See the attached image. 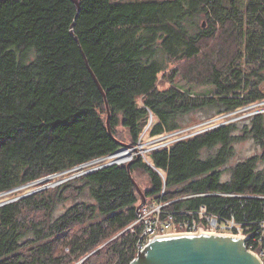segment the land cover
Masks as SVG:
<instances>
[{"label": "trees", "instance_id": "16d2710c", "mask_svg": "<svg viewBox=\"0 0 264 264\" xmlns=\"http://www.w3.org/2000/svg\"><path fill=\"white\" fill-rule=\"evenodd\" d=\"M78 1L79 10L73 0H0V193L135 146L144 131L190 126L197 109L216 108L212 117L264 100V0ZM195 85L212 94L197 96ZM247 119L244 131L264 145L258 112L130 169L114 163L1 203L0 264H130L143 232L132 225L138 173L145 199L169 202L177 221L234 217L264 262V150L222 179Z\"/></svg>", "mask_w": 264, "mask_h": 264}, {"label": "rangeland", "instance_id": "374dc122", "mask_svg": "<svg viewBox=\"0 0 264 264\" xmlns=\"http://www.w3.org/2000/svg\"><path fill=\"white\" fill-rule=\"evenodd\" d=\"M113 1H120L121 2V1H134V0H113ZM205 20H206L205 17H202L200 19V22H205ZM177 65H178L177 62L172 63L170 65L167 73L169 74L172 71V69L175 68V66L177 67ZM182 65H184V64H180L179 67H182ZM175 81L177 83L183 84L185 87H187L186 85H188L186 83V80L180 74L177 75ZM168 85H169V83L166 82V80L165 81L162 80L160 87L166 88ZM193 87H194L193 92L197 96H206V95L212 94L211 92L209 93V90H208L210 88L209 85H195ZM212 92H213V94L215 93V91H212ZM241 107L234 109V110H231L230 113H228V112L221 113V114H218V115L212 116V117H210V116L214 115V113L217 110L216 108H212V107L200 108V109H197L196 111L188 113L186 115V118L192 119L191 123H194V122L195 123L190 125V126L185 127V129L187 130V134H190V135H188L187 138L192 137L196 134H199V133L207 131V130H212L216 127H219L222 124H225L226 122L225 123L221 122L222 119H226L228 117H232V118L236 117L235 120H237L238 118H242V117L244 118V117H247L249 115L251 116L252 114H255L258 112H264V100L247 103ZM232 112H235V113H232ZM249 121L250 120L247 119L246 121L239 122L238 127H237L236 131L234 132V136H235V140L233 143L234 155L229 160V162L225 166L222 167V170H223L222 179L223 180H227L230 178V176H231L230 168L232 167V165H234L235 163L242 161L248 157H251L253 155L261 154L264 150L263 144L259 143V141L251 133H246L244 131V125H245V123H248ZM200 123L203 126L198 127ZM119 130L122 134V139L129 141V136L127 134V131L125 129H123L122 127H119ZM167 133L168 132L161 134L160 136L153 137V136H149L148 133L143 132L141 138H139V141H138L137 145H135V146H139L138 151L142 149L144 152H146V155L147 154L149 155L151 153V151L154 149L153 144L155 142L164 141V139H162V137H164V135L166 136ZM167 138H169V137H166V139ZM218 147L219 146L214 147L209 151L212 153V152L216 151V149H218ZM129 151L130 150H128V152ZM208 153H209L208 150L204 151L205 156ZM135 156H136V153H134V155H132V157H130L129 161H127V162L132 161V159L135 158ZM140 157L144 158L143 155H141ZM105 160L94 162L91 165L85 166L81 169L78 168V166L77 167L75 166L69 170L58 172L55 174H50V175L44 176L42 178H39L37 180H34L32 182H29L23 186L2 192V193H0V204L7 202V201H10V200H13L15 198H18L20 196H24L25 194H30V193H34V192L49 188V187H54L58 184H61L65 181L71 179V178H75V177L81 176L87 172H90L91 170H95V169H93L94 165H98V164H102V163L106 164V162L112 161L115 159L111 160V157H110L109 159H105ZM116 163H118V164L119 163H126V161H116ZM106 166H108V165H106ZM135 181L137 182V184L139 185V187L141 188V190L143 192H144L145 187H148V177L145 174H141V173L139 174L138 173L136 175ZM150 199L151 198H148V200H146V202H145V203H147L146 205L153 203V201L150 202ZM144 204H142L140 206V208H139L140 210ZM158 204H160V203H158ZM200 212H202L201 214L199 213L200 218H203L205 215V212H203V211H200ZM173 217H174V215H173ZM167 218H170L171 221L168 220V222H166V223L159 221L156 232L150 234V237L147 240L153 239L156 235L188 233V232H196V231H200V232L213 231V233L232 234V235H238V236H242V237H246V238L249 237V235L247 236V234H245L243 232H241V233L239 232V233L235 234L233 232H229L227 230H221V229H217L218 232H216L215 230L211 229L212 227H209L208 225L206 226L202 222L197 223V228L195 230H188V228H190V225L185 223V221H181V220L177 221L175 219V217L172 220V218L170 216H168ZM138 223L142 225V230L144 231V226H143L142 222L135 221L132 223V225H136ZM163 226H165V229ZM142 234H143V232H142ZM142 234H141V237H142ZM248 250L253 251L259 258L261 257V254L258 253L257 251H255L254 249L248 248ZM138 252H139V246H138L137 253L134 256V259L137 258ZM76 264H78V263H76Z\"/></svg>", "mask_w": 264, "mask_h": 264}, {"label": "water", "instance_id": "95a60500", "mask_svg": "<svg viewBox=\"0 0 264 264\" xmlns=\"http://www.w3.org/2000/svg\"><path fill=\"white\" fill-rule=\"evenodd\" d=\"M73 1L79 10V1ZM71 33L74 35L73 29ZM76 39L78 40L77 36ZM88 68L99 89L103 92L94 71L90 66ZM107 110L108 131L112 134L108 103ZM123 149H128V146L122 145L118 151ZM139 158L140 156H137V159ZM114 163L116 160H112L102 167ZM131 163V161L127 163L128 169H130ZM134 184L142 196V201L137 209L139 211L140 206L146 202L145 193L136 181ZM247 241L248 238L238 235L200 231L156 235L141 251L139 246L137 258L130 264H264L263 260L253 251L248 250Z\"/></svg>", "mask_w": 264, "mask_h": 264}, {"label": "built area", "instance_id": "2783aa9c", "mask_svg": "<svg viewBox=\"0 0 264 264\" xmlns=\"http://www.w3.org/2000/svg\"><path fill=\"white\" fill-rule=\"evenodd\" d=\"M228 113H230V112H228ZM232 113H235V112H232ZM235 118L228 117L226 119H222L221 122L225 123V122H228L230 120H235ZM201 126H203V125L200 123L198 127H201ZM188 135H190V134H187V130L185 129V127L170 131L166 134V136L164 135V137H162V139H164V141L155 142L153 144L154 145L153 148L157 149L160 147H164V146L171 144L175 141L185 139L188 137ZM166 137H169V138L166 139ZM138 147L139 146H132V148L128 147L127 150H130L129 152H131L132 155H134V153H136L135 158L137 156L143 155L144 159L146 161H148V154L146 155V152H144L142 149L138 151ZM110 157H111V155H107V156H102V157L92 159L88 162H85V163L78 165V168H83V167L91 165L92 163L97 162V161H104L105 159H109ZM129 159L127 161H129ZM127 161H126V163H128ZM108 162H110V161H108ZM108 162H106V163H108ZM104 164L105 163L94 165L93 168L94 169L101 168L102 165H104ZM158 203H160V204H158ZM146 204L147 203H145L141 207V210L139 209L138 219L136 220V221L142 222V224L144 226V231L142 234L143 239L139 242L141 244L138 245V246H140V251L149 243L150 240H147V239L150 237V234L156 232L159 221L166 223V222H168V220H170V218H167L168 216H170L172 218V220L174 218L173 213L166 209L167 208L166 206L169 204V202L153 201L152 204H149V205H146ZM199 213L201 214L202 212H199ZM163 215H164V217H162ZM190 220H191V222L189 220L185 221V223L190 225V228H188V230H195L197 228V223L202 222L204 225H206V226L208 225L209 227H212L211 229L215 230L216 232H218L217 229H221V230H227L229 232H233L235 234L239 233V232L245 233L242 224L240 222H238L234 217H232L230 219H226L224 222V221H220L219 217L216 215L205 213L203 218H200V215H199L197 218L192 217V219H190ZM261 226L263 227L262 231L264 233V221L262 222ZM163 227L165 229V226H163ZM210 232H213V231H210Z\"/></svg>", "mask_w": 264, "mask_h": 264}, {"label": "bare ground", "instance_id": "6f19581e", "mask_svg": "<svg viewBox=\"0 0 264 264\" xmlns=\"http://www.w3.org/2000/svg\"><path fill=\"white\" fill-rule=\"evenodd\" d=\"M107 156V155H106ZM132 156L131 152H128L127 149L118 151L117 153L111 155V160L115 159L116 161H127ZM106 161V160H105ZM81 169V168H80ZM142 238V237H141ZM143 239V238H142ZM141 243H139L140 245Z\"/></svg>", "mask_w": 264, "mask_h": 264}]
</instances>
